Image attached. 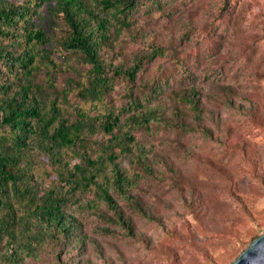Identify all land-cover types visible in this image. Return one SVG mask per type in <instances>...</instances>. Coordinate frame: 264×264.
<instances>
[{"label":"rangeland","instance_id":"obj_1","mask_svg":"<svg viewBox=\"0 0 264 264\" xmlns=\"http://www.w3.org/2000/svg\"><path fill=\"white\" fill-rule=\"evenodd\" d=\"M133 1L100 53L126 67L142 61L133 79L115 78L102 103L68 88V78L85 79L88 65L53 46L66 26L51 4L35 16L58 62L46 68L37 58V81L52 79L63 91L59 101L71 119L79 111L120 117L134 139L116 161L133 180L129 197L110 180L116 214L100 197L112 175L106 160L86 187L67 193L76 235L23 252L20 264H231L264 232V0ZM192 89L198 117L182 101ZM145 113L150 121L134 126L131 117ZM104 137L91 138L94 152L104 153ZM65 158L81 161L71 151ZM34 159L46 183L55 177L46 156Z\"/></svg>","mask_w":264,"mask_h":264},{"label":"trees","instance_id":"obj_2","mask_svg":"<svg viewBox=\"0 0 264 264\" xmlns=\"http://www.w3.org/2000/svg\"><path fill=\"white\" fill-rule=\"evenodd\" d=\"M44 2L51 4L66 26L61 38L53 35V46L88 65L85 79L68 78V88L79 99L102 103L115 78L133 79L142 61L126 67L123 62H106L100 53L102 45L115 36V24H124L119 15L134 5L133 0H0V62L4 66L0 72V243L5 241L0 264L2 259L20 264L23 252L35 255L37 247L47 241L61 243L75 236L79 221L64 208L67 193L86 187L95 176L93 171L106 160L112 175L100 197L116 214L120 215V208L109 192L110 180L125 197H129L133 180L116 161L119 153L130 151L127 141L134 139L122 129L120 117L110 110L104 118L79 111L71 119L59 101L63 91L56 90L52 79L37 81V58L46 68L58 65L52 50L44 46L51 37L35 26ZM154 56L155 52L147 58ZM195 97L192 89L183 94L182 101L198 117ZM131 118L139 126L151 116L145 113ZM178 125L186 124L180 121ZM98 132L105 136V155L91 149V138ZM70 151L81 161L66 160ZM35 154L46 156L56 169L47 183L35 164Z\"/></svg>","mask_w":264,"mask_h":264},{"label":"water","instance_id":"obj_3","mask_svg":"<svg viewBox=\"0 0 264 264\" xmlns=\"http://www.w3.org/2000/svg\"><path fill=\"white\" fill-rule=\"evenodd\" d=\"M231 264H264V232L253 238Z\"/></svg>","mask_w":264,"mask_h":264}]
</instances>
